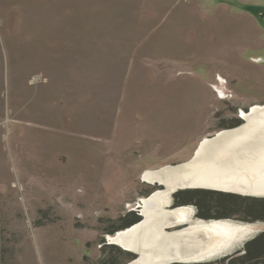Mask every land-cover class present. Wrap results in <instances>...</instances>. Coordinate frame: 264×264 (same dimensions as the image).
I'll return each instance as SVG.
<instances>
[{
  "label": "rangeland",
  "instance_id": "1",
  "mask_svg": "<svg viewBox=\"0 0 264 264\" xmlns=\"http://www.w3.org/2000/svg\"><path fill=\"white\" fill-rule=\"evenodd\" d=\"M186 98L194 106L177 101ZM256 105L264 106V0H0V264H94L109 255L113 264L136 262L134 251L129 261L116 249L103 252L102 238L113 243L114 235L102 234L103 217L142 216V198L186 184L178 181L186 166L166 175V187L138 167L185 163L179 159L193 145L186 130L196 158L205 139L247 124L241 112ZM254 116L256 143L264 113ZM231 117L242 120L230 127ZM212 153L194 176L217 171ZM239 164L237 178L253 175ZM178 188L162 208L188 206L190 220L166 232L198 218L251 232L230 239L225 252L166 264H230L264 231V220L244 211L198 216L194 204L175 203Z\"/></svg>",
  "mask_w": 264,
  "mask_h": 264
},
{
  "label": "bare ground",
  "instance_id": "2",
  "mask_svg": "<svg viewBox=\"0 0 264 264\" xmlns=\"http://www.w3.org/2000/svg\"><path fill=\"white\" fill-rule=\"evenodd\" d=\"M258 111L264 113V106L256 105L252 108V112L250 113L242 110V117L247 118V124H242L232 129L221 130L217 134V137L205 139L201 143L195 158L196 160L194 162L192 161L193 163L190 164L191 169L198 168L196 164H198L201 159L204 160L206 156H209L207 155L208 150L212 149L215 153L211 154L212 161L210 160L209 167L211 168V166H214L217 171L211 169L210 174H196L192 182L189 181V184L183 185V183L182 185L171 186L172 188H169L167 191L158 190L154 195L145 197V199L142 198L143 201H141V204L144 203L145 206L142 209V214L144 216L142 215L143 217H141L138 222L130 225L129 228L126 227L127 229L120 230L113 236H108L111 242L117 243L122 246L123 249L128 251L132 250L131 252L134 251L133 253L139 255V259L136 260V262H131L129 264H165L171 261L193 262L202 260L212 255L214 256L217 252H225L230 249L232 245L230 239L234 237L237 239L235 240L238 241L244 234L249 232L250 229L243 227V225L235 226L225 223L223 220H208L201 218H198L195 224L166 232V227L179 225L178 223L190 220L191 212L188 206H177L173 209H165L163 207V209L161 203H164L163 206L169 203V194L176 187H179L178 189L203 187L240 194L263 196L259 193H264V134H262L261 137L263 138L260 139V142L256 141V143H254L253 141L255 139L251 138L258 136L257 133L262 131V129L258 127L256 129L252 128L253 125L257 124L254 114ZM260 119L258 120V124H261L264 120V118L263 120ZM246 137L250 138V140H248V138L246 139ZM243 138L245 140L240 141ZM235 140H238L240 144L236 149H243L244 151H242V153L237 152V150H229V146ZM248 150L250 153L246 152ZM228 152H230V154ZM239 158H241V162L247 163L246 166L249 167L248 169L255 170L251 173L253 174L250 176L252 178H237L238 175L240 176V173L237 174L238 170H236V168L240 166L239 163H241L237 162ZM215 159L220 160V162L218 161L219 163H216V166L213 164ZM242 164L245 165V163ZM244 165L242 168L244 167L247 169ZM224 167H234L236 172H232L236 173V176L235 174L228 176L221 173L220 170ZM152 205L155 206V210H151L153 207ZM153 226L155 230H157L154 231L156 232L154 237H151L148 229ZM143 229H145V232ZM239 230H242L240 235Z\"/></svg>",
  "mask_w": 264,
  "mask_h": 264
},
{
  "label": "trees",
  "instance_id": "3",
  "mask_svg": "<svg viewBox=\"0 0 264 264\" xmlns=\"http://www.w3.org/2000/svg\"><path fill=\"white\" fill-rule=\"evenodd\" d=\"M240 120L242 119H240L239 117L238 118L231 117L230 127L237 125L240 122ZM154 190L155 188H151V190L147 191L146 193L149 194ZM173 196L176 201L175 203L182 202V203L194 204L196 206L198 216L208 217L207 212H209L210 209L220 211L224 208L225 210H229V211L220 214L222 216H229L230 214H233L231 213V211L232 212L244 211L252 215L246 217L247 219L264 220V199L260 200L257 198H252V197L250 198L249 196H240L238 194H229L219 191L215 192L214 190H204L201 188H186V189L181 188L180 190L175 191L173 193ZM132 211H128L126 214H121L116 218H112L108 216L103 217L104 219L103 222L107 224V226L108 225L109 226L108 227L106 226V229L102 230V234L104 233L115 234L117 231L122 229L125 230L129 228L130 225L138 222L142 216ZM213 220H219V219H213ZM102 237L105 236L102 235ZM103 239L104 238H102L101 240L102 242L101 248L103 247V252H105L106 251L105 249L107 248H109L110 250L116 249L115 255L121 254L123 259L129 261L132 254L128 253L127 252L128 250L123 249L122 246H120L123 249L122 250L120 247H118L119 245L117 244L118 246H116L115 243H106ZM241 251L242 252L239 255L235 256L234 260L231 261L230 264H264V231L258 233L257 235L247 240L243 244ZM124 253H126L127 255H124ZM113 257H114L113 255H109L106 258H101V260H99L98 263H94V264H113L112 263Z\"/></svg>",
  "mask_w": 264,
  "mask_h": 264
},
{
  "label": "crops",
  "instance_id": "4",
  "mask_svg": "<svg viewBox=\"0 0 264 264\" xmlns=\"http://www.w3.org/2000/svg\"><path fill=\"white\" fill-rule=\"evenodd\" d=\"M156 100V99H155ZM177 101H178V103H179V101H181L182 103V105L184 104V105H186V106H189V105H192V106H194L193 104H195V101H194V99H190V98H186V99H180V100H178L177 99ZM150 104V103H149ZM156 104V103H155ZM158 104V103H157ZM187 112H189V113H187ZM190 112L193 114L194 113V107H192V109H190V110H188V108L186 109V113L187 114H189L190 115ZM202 114H203V112H202ZM160 128H161V126H160ZM186 132L187 133H189V134H191V137H192V149L190 150V152L189 153H186V155L184 156V157H181L180 159H179V161H184L185 163H182V164H180V165H174V166H168V167H166L165 169H163L162 170V174H161V170H157V168L159 167V166H156L154 163H153V161L151 160V161H147V162H145L146 164L145 165H143V166H140V167H138V168H140V169H144V170H146V169H149V170H152V171H147L146 173H145V175H144V179H146V180H148V181H153L154 179H157L159 182H162L163 184H165V182L163 181L164 179H168L167 178V176H170V175H172V173L170 172V171H176V170H180L181 168L180 167H184V166H186V170L183 172V175H185V176H181L180 177V179H178V181H183V182H185L186 184H189L190 182H192L191 180L192 179H194L195 178V176H193V169H191V166H190V163L192 164V161L194 160V158H193V155H192V153L194 152V150H196L195 149V145H194V135H193V131H191V132H188L187 130H186ZM184 151H186V150H184ZM195 153V152H194ZM188 154H190V155H188ZM171 162V161H170ZM161 169V168H160ZM171 169V170H170ZM174 169V170H173ZM166 170V171H165ZM158 174H157V173ZM165 172H166V174H165ZM164 175L166 176L165 178H164ZM149 179H148V178ZM185 180V181H184ZM190 181V182H189ZM166 182H168V180H166ZM174 181H171L170 182V184L171 183H173ZM176 182V181H175ZM186 184H183V185H186ZM165 186H166V184H165Z\"/></svg>",
  "mask_w": 264,
  "mask_h": 264
},
{
  "label": "flooded vegetation",
  "instance_id": "5",
  "mask_svg": "<svg viewBox=\"0 0 264 264\" xmlns=\"http://www.w3.org/2000/svg\"><path fill=\"white\" fill-rule=\"evenodd\" d=\"M245 111V110H244ZM247 112V111H246ZM241 116H242V113H241ZM243 118V117H242ZM132 251V250H131ZM136 257V256H135ZM138 259V258H137ZM134 260V259H133Z\"/></svg>",
  "mask_w": 264,
  "mask_h": 264
}]
</instances>
